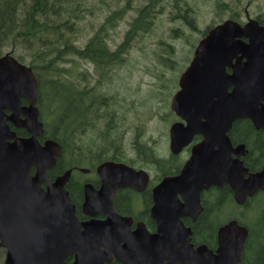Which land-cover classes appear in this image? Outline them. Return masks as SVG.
Masks as SVG:
<instances>
[{
	"label": "water",
	"instance_id": "1",
	"mask_svg": "<svg viewBox=\"0 0 264 264\" xmlns=\"http://www.w3.org/2000/svg\"><path fill=\"white\" fill-rule=\"evenodd\" d=\"M36 85L29 66L8 53L0 56V246L7 248L5 264H66L68 256L74 258L70 264H102L111 261L110 253L120 264L239 263L248 235L244 225L229 220L218 228L214 250L205 244L194 248L181 217H198L201 191L211 186L228 185L239 205L264 192V164L249 171L240 158L247 150L242 144L233 146L228 136L240 118L264 130V26L254 19L244 25L232 19L217 24L199 41L181 74L171 108L184 122L170 127L169 148L177 154L195 135L202 140L192 146L177 175L163 177L153 188L155 233L145 226L130 231L110 199L107 214L114 221L109 226L77 219L64 189L70 171L48 178L61 148L55 141L40 144L37 139L43 128ZM21 99L28 104L21 105ZM9 123L29 136H17ZM99 171L115 180L108 197L116 187H135V177H147L112 162ZM92 192L85 189L86 199Z\"/></svg>",
	"mask_w": 264,
	"mask_h": 264
},
{
	"label": "trees",
	"instance_id": "2",
	"mask_svg": "<svg viewBox=\"0 0 264 264\" xmlns=\"http://www.w3.org/2000/svg\"><path fill=\"white\" fill-rule=\"evenodd\" d=\"M93 2L0 0V56L9 53L31 67L38 80V99L43 97L45 114L48 115L47 121L46 115L41 112L45 135L56 140L62 147L61 156L49 170L50 175L68 168L66 155L70 150V125H81L84 113L82 96L76 94L72 100L70 84L72 79L78 84L83 80L82 72L85 69H79L83 65L82 61L95 63L99 67L115 60L121 62V56L123 58L128 52L131 42L140 33L150 30L157 16L156 13L147 14L149 3L136 9V16L129 22L123 40L115 49L107 41L108 32L124 18L128 9L121 7V10L108 11L99 24L92 26L87 24V18L97 17L98 9H95ZM85 19L86 23L83 22ZM23 133L25 131L20 129L19 134ZM228 136L233 144L243 143L249 150L244 158V164L249 170L260 169L264 163V132L256 129L250 120L238 119L233 122ZM174 166L178 169L181 163L176 160L170 170ZM201 203L202 211L195 223L197 233L193 237L197 245L205 244L215 249L218 228L228 220L235 219L248 230L238 264H264L263 192L259 191L248 198L241 205L244 208H240V213L227 215L223 220L219 217L230 204L241 207L234 202L228 185L204 191ZM251 214L253 221H249Z\"/></svg>",
	"mask_w": 264,
	"mask_h": 264
},
{
	"label": "flooded vegetation",
	"instance_id": "3",
	"mask_svg": "<svg viewBox=\"0 0 264 264\" xmlns=\"http://www.w3.org/2000/svg\"><path fill=\"white\" fill-rule=\"evenodd\" d=\"M148 3L150 9L147 14L156 13V15H170L171 12L177 11V14L174 16L176 18L173 20H178L180 18L185 19L187 14L186 9L184 10V13H182L180 5L172 4L170 0H147V3L144 5H147ZM143 6H140L139 8ZM245 12V22L250 19H255L259 25L264 26V12L258 13L254 18L250 17L247 14V11ZM236 18L237 17L234 15L231 19L238 21L240 24L245 23ZM211 28V26H207L201 31L198 41L188 45L193 49V56L198 42ZM194 32H196V30H194ZM242 39L247 41L246 38ZM161 42L167 46L168 51L169 49L174 50V47L170 43L165 40ZM116 47L117 46H114L115 49ZM234 61L235 59H233V62ZM162 62V64L167 66L168 69L173 70L175 68L176 64L168 57L164 58ZM116 64V60L103 67H99L94 63L93 71H87L85 69V71L82 72L84 77L79 84L72 79L70 84V98L74 100L76 94L82 96L81 100L84 107V113L80 120L81 125H70V134L68 138L70 150H68L69 153L66 155L68 168L63 169L54 175H50L49 170L52 168L51 167L48 170V178L50 181H53L57 176L63 174L65 170H70L64 188L67 191L69 201L74 206L75 214L80 222H91L92 224L109 226L111 222L114 221V219L107 214V205L108 200L110 199L113 212L129 224L130 231H135L137 228L145 226L146 230L150 233H155L157 232V224L152 217V206L154 204L153 188L163 177L174 176L179 173L184 162L190 156L192 146L199 142L202 139V136L199 134L195 135L192 141L187 146L183 147L177 154H173L169 151L167 157L160 156L155 149V143L157 144V140L152 134L153 129L148 127L150 122L154 120L153 117L155 112L148 107V109L145 110V115L141 118L142 123H127V120L133 118V102L130 101L126 106L127 109L124 107L123 96H121L120 93L118 95L116 91L113 90V92H110L109 90L111 89L106 88L104 80H107V71ZM80 69L82 70L83 68ZM183 71L178 73L175 86H173V89L169 94L170 97L167 96L165 100V104H167V99L169 98L167 110L165 112L159 111L160 118H162V120L165 119V125H168L165 129L164 135L161 137L162 140L167 141L168 150L170 127L176 122L183 121L172 110V108H170L172 97L180 88L179 79ZM226 72L231 73V67H226ZM161 80L167 82L168 77L165 76ZM161 80L160 83L162 87L159 88V90H162V88L165 87V84H163ZM228 90L230 91L231 87H229ZM162 99L163 98L160 99L161 102ZM138 102L140 101L138 100ZM23 103L27 104L28 102L23 100ZM147 104L149 103L147 102ZM36 105L40 113L41 109L43 110V108H45L43 97L37 100ZM9 124V126L14 129L17 136H26L28 134L23 128L16 127L11 123ZM43 127L45 128V126ZM20 129L25 131L23 135L19 134ZM258 130L264 132L263 129ZM38 139L43 143L45 140L51 138L44 133V135ZM237 144L233 145L235 146ZM76 145H78L77 148ZM245 149L247 150L246 155L240 157L243 160V163L244 158L249 152L246 146ZM176 160L181 163L180 168L175 169L174 166L173 170H170L171 164L174 165ZM108 162L125 164L137 172L143 171L147 175L146 181H144L143 177H135L132 181L135 187L126 185L116 187L111 196L108 197L107 193L110 191V188H112L115 180L113 178L105 179L99 171V167ZM150 167H153L154 170L149 169ZM247 168L249 169V167ZM166 169L168 170L166 171ZM31 174H34L33 168ZM105 184H107L105 186L106 190H101ZM41 186L44 189L46 188L45 183H42ZM212 187H209L204 191H207ZM86 188L93 191L88 199H86L85 195ZM204 191H202V193ZM197 219L198 217L196 219H193L190 216L181 217L184 226L191 231L190 241L193 243L194 248L197 246L193 241V237L197 233L195 229ZM100 249L104 250V247H100ZM0 252L4 254L5 258L7 248L3 246L0 247ZM109 256L111 257V261H104L102 264H120L114 254L110 253ZM72 261L73 256H68L66 264H70ZM3 264H5V260Z\"/></svg>",
	"mask_w": 264,
	"mask_h": 264
},
{
	"label": "rangeland",
	"instance_id": "4",
	"mask_svg": "<svg viewBox=\"0 0 264 264\" xmlns=\"http://www.w3.org/2000/svg\"><path fill=\"white\" fill-rule=\"evenodd\" d=\"M90 1H94L93 6L95 9H98L96 18H87V24L92 26L99 24L108 11L114 9L121 10V7L129 6L124 18L108 32L107 41L112 47L117 46L123 40L124 34L129 27V22L136 16V9L147 3V0H128V2L127 0ZM170 1L172 4L180 5L182 13L186 9L187 14L185 19L173 20L176 18L174 16L177 14V11L171 12L170 15L158 14L151 25V29L146 33H140L131 42L128 52L124 54L123 58L121 56V62L112 66L107 71L108 77L107 80H104L106 88L111 89H108L110 92L116 91V93H120L123 96L124 107L130 101L133 102V118L127 120V123H142L141 118L145 115V110L148 107L155 112L154 120L150 122V125H147L153 129L152 134L157 140L155 149L162 157H167L169 152L167 141L161 138L168 125H165V119L162 120L160 118L159 111L165 112L167 110L169 98L167 99V104H165V100L167 96L170 97L169 94L173 86H175L178 73H181L191 61L193 49L188 45L196 43L201 31L207 26H214L230 18V16L235 15L236 19L245 22V11L252 18L260 12H264L263 0ZM89 19L91 20L90 22H88ZM83 22L86 23V19ZM164 40L170 43L174 47V50L169 49L168 51L167 46L161 42ZM161 53H165V56H159ZM166 57L176 64L173 70L168 69L167 66L162 64V60ZM82 63L83 69L93 71L94 65L91 62L82 61ZM165 76L168 77L167 82L161 80ZM160 80L165 84L162 90H159L162 87ZM161 98H163L162 102L160 101ZM149 169L154 170L153 167ZM240 208L243 209L244 206L238 207L235 204H230L219 219L223 220L227 215L240 213ZM249 217V221H253L254 217L252 214ZM3 263L4 254L0 252V264Z\"/></svg>",
	"mask_w": 264,
	"mask_h": 264
}]
</instances>
